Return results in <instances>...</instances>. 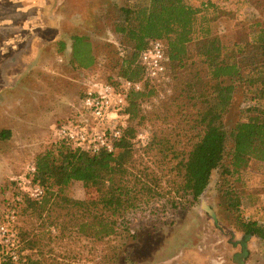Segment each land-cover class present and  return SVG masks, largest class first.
I'll return each instance as SVG.
<instances>
[{"label": "trees", "instance_id": "obj_1", "mask_svg": "<svg viewBox=\"0 0 264 264\" xmlns=\"http://www.w3.org/2000/svg\"><path fill=\"white\" fill-rule=\"evenodd\" d=\"M114 9L113 26L124 48L123 64L117 77L101 82L118 87L122 81H131L142 83V89L130 94L128 124L113 153L91 156L57 140L33 162V184L43 189L41 199H31L14 182L16 193L10 209L18 208L16 216L24 204L27 217L44 218L46 214L47 218L43 220L47 225L43 239L29 240L19 227L23 264H49L46 254L54 253L50 244L74 238V234L105 244V264L128 261L119 252L123 241L136 239L134 223L193 209L215 172L221 177V205L246 235L264 241V224L246 219L241 206L247 195L239 192L251 178L253 167L264 166V20L251 25L248 38L231 47L213 30V23L224 12L219 0H208L200 8L189 0H135ZM72 39L71 62L78 69L93 66L91 39ZM154 40L164 44L167 75L170 70L178 75L180 88L174 105L181 124L176 134L155 131L140 155L135 140L144 119L141 104L153 95L154 84L146 80L140 57ZM240 93L249 101V115L228 133L224 120ZM189 132L195 134L182 148L185 136L179 138V134ZM1 134L9 138L11 133ZM75 183L85 185L86 198L69 195ZM37 247L40 250L34 255ZM45 248L50 250L44 252Z\"/></svg>", "mask_w": 264, "mask_h": 264}, {"label": "rangeland", "instance_id": "obj_2", "mask_svg": "<svg viewBox=\"0 0 264 264\" xmlns=\"http://www.w3.org/2000/svg\"><path fill=\"white\" fill-rule=\"evenodd\" d=\"M129 1L135 0H0V225L12 211L14 182L58 140L57 126L78 117L86 89L119 74L124 48L114 32L113 14L114 7ZM207 1L189 0V4L200 8ZM219 2L224 12L213 23V30L226 46L246 40L251 25L264 20V0ZM75 36H87L94 45L95 63L88 69H78L71 62ZM170 74L169 81L151 86L153 95L141 104L144 119L135 140L140 155L155 131L179 132L181 120L174 99L180 84L178 75L172 70ZM241 94L225 117L228 133L249 115V101ZM3 131H10L9 138L2 136ZM194 134H179V138L185 136L182 148ZM250 173L251 178L239 189L247 195L242 213L246 219L264 224V166L255 165ZM220 181V173L215 172L191 210L135 222L136 239L123 241L119 252L128 261L116 264H264V241L246 235L221 205ZM69 195L84 199L87 189L83 183H75ZM25 207H20L13 229L19 234L20 227L29 240L43 239L46 214L43 219L30 218L23 214ZM38 248L32 251L34 255ZM50 248L54 253L46 254L49 264H105L108 254L105 244L75 234L74 238L55 240Z\"/></svg>", "mask_w": 264, "mask_h": 264}, {"label": "built area", "instance_id": "obj_3", "mask_svg": "<svg viewBox=\"0 0 264 264\" xmlns=\"http://www.w3.org/2000/svg\"><path fill=\"white\" fill-rule=\"evenodd\" d=\"M140 63L145 68L146 80L154 84L169 81L164 44L160 40L150 42L140 57ZM141 89L142 83L131 81H122L118 87L103 82L92 84L82 97L83 109L78 117L57 126L56 138L91 156L113 153L115 142L121 138L128 124L126 108L130 94ZM35 173L36 168L32 164L16 183L20 191L31 199L39 200L44 191L33 184ZM6 219L7 223L0 225V250L3 253L0 264H23L25 254L19 252L18 234L12 227L16 220L15 211H10Z\"/></svg>", "mask_w": 264, "mask_h": 264}]
</instances>
